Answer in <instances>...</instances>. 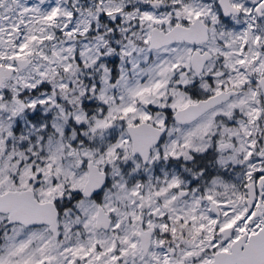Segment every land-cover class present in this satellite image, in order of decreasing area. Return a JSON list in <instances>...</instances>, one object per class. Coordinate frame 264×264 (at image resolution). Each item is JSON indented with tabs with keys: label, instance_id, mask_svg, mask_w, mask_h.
<instances>
[{
	"label": "snow or ice",
	"instance_id": "1",
	"mask_svg": "<svg viewBox=\"0 0 264 264\" xmlns=\"http://www.w3.org/2000/svg\"><path fill=\"white\" fill-rule=\"evenodd\" d=\"M0 264H264V0H0Z\"/></svg>",
	"mask_w": 264,
	"mask_h": 264
}]
</instances>
